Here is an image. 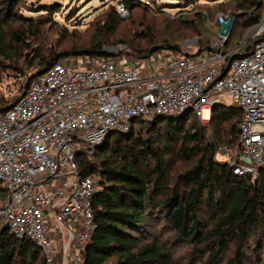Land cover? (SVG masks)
<instances>
[{
    "label": "built area",
    "instance_id": "built-area-1",
    "mask_svg": "<svg viewBox=\"0 0 264 264\" xmlns=\"http://www.w3.org/2000/svg\"><path fill=\"white\" fill-rule=\"evenodd\" d=\"M115 8L130 16L123 2ZM253 35L260 40L239 58L223 49L226 30L216 50H160L144 60L85 56L31 79L0 112V221L16 238L31 239L45 264H84L95 232L96 178L82 176L79 161L92 159L111 131L129 133L135 117L191 108L201 121L205 110L211 119L214 106H228L223 93L243 112L234 173L257 174L264 165V18Z\"/></svg>",
    "mask_w": 264,
    "mask_h": 264
},
{
    "label": "trees",
    "instance_id": "trees-1",
    "mask_svg": "<svg viewBox=\"0 0 264 264\" xmlns=\"http://www.w3.org/2000/svg\"><path fill=\"white\" fill-rule=\"evenodd\" d=\"M118 1L125 4L130 14L138 7L134 0ZM19 2L0 0V75L12 69L23 76L24 69H33L27 87L31 79L59 61L121 55L107 52V40L102 38L89 45L81 42L86 44L84 48L75 47L59 54L44 56L36 49L26 52L31 37L26 36V31L14 28L26 21L16 10ZM234 8L244 13L242 32L234 37L230 33L223 49L239 58L250 53L260 40L255 38L253 44L248 40L240 46L245 32L263 19L264 0H236ZM125 19L113 3L101 29L104 34L115 33ZM148 35L151 34L147 28L144 36ZM210 40L207 37L206 42L197 41L196 49H219L209 45ZM173 42L133 48L130 55L144 60L160 50L182 52ZM10 105L0 104V112ZM190 113L153 119L135 117L129 133L111 131L97 146L92 156V159L101 158L97 163L88 158L79 161L82 176L97 178L92 202L95 232L84 251V264H180L174 261L162 236L153 234L159 225L171 233V240L192 245V260H197L190 264H246L251 242L261 259V253L264 254V165L259 167L253 180L252 175L238 176L228 164H220L213 158L219 143L232 145L234 140L235 151H241L243 112L232 106H214L208 123L214 130L211 142L209 126L196 116L190 119ZM169 157L186 161L173 186L167 184ZM204 207L209 216L205 227L201 218ZM0 264H45V259L31 239L16 238L4 221H0Z\"/></svg>",
    "mask_w": 264,
    "mask_h": 264
},
{
    "label": "rangeland",
    "instance_id": "rangeland-1",
    "mask_svg": "<svg viewBox=\"0 0 264 264\" xmlns=\"http://www.w3.org/2000/svg\"><path fill=\"white\" fill-rule=\"evenodd\" d=\"M117 1L20 0L16 10L25 17L26 21L14 25V28L26 31V36L31 37V41L29 38V43H27L29 49L26 52L36 49L44 56L51 53L59 54L75 47L84 48L82 46H86V44L82 45L81 42H87L89 45L95 39L102 38L107 40L105 50L110 54L132 57L130 52L133 48H146L155 42L164 44L166 41L174 40L173 44L188 50L190 46L195 48L194 43L199 40L206 42L207 37L211 39L209 45L213 46L226 30H230V33L233 32V37L242 32L241 24L244 21L242 18L244 13L235 10L236 0H134L138 7L131 12V17L125 19L115 33L104 34L101 29L103 19L112 4ZM29 23H32L33 26H28ZM147 28L151 35L144 36ZM254 28L245 32L240 46H243L246 40L254 43ZM199 32L202 34L198 35ZM81 58L83 57L69 58L67 61H79ZM24 70L25 75L22 77H18L19 72L12 69L1 73L0 104L3 106L12 104L11 102L23 94L27 80L33 73V69ZM220 100L223 104L230 106L233 98L229 93H223L220 95ZM193 116V112L189 114L190 119ZM202 122L209 126L210 112L208 110L204 111ZM138 128L139 124L135 130L137 131ZM208 129L211 142V134L214 130L212 126H209ZM232 141V145L217 144L218 148L213 158L220 164H228L234 171L233 161L241 151L238 153L235 151L237 142ZM100 159V157H95L92 160L97 163ZM185 164L186 161L169 157L168 186H173L177 182L178 175L183 171ZM248 175H252L253 180L257 176L256 173H248L243 176ZM207 212L208 209L204 207L201 214L204 227L209 218ZM153 234L162 236L163 241L168 245L167 248L172 252L175 262L190 264L193 260H197V258L192 260V245L171 240V233L162 225H159ZM253 243L251 242L252 246ZM251 245L247 247L246 264L264 263V254L261 253V259H258Z\"/></svg>",
    "mask_w": 264,
    "mask_h": 264
},
{
    "label": "water",
    "instance_id": "water-1",
    "mask_svg": "<svg viewBox=\"0 0 264 264\" xmlns=\"http://www.w3.org/2000/svg\"><path fill=\"white\" fill-rule=\"evenodd\" d=\"M246 42H247V40H246ZM250 53H248L247 55H250ZM226 72H227V69L225 70V72L223 73V75H225ZM10 107H11V105L8 108H6L4 111L8 110ZM191 111H192V109L190 108V109H187L185 113H190ZM167 117H174V115H168Z\"/></svg>",
    "mask_w": 264,
    "mask_h": 264
}]
</instances>
